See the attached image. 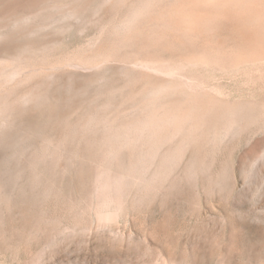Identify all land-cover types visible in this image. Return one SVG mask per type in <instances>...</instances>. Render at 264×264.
I'll use <instances>...</instances> for the list:
<instances>
[{"label": "rangeland", "instance_id": "1", "mask_svg": "<svg viewBox=\"0 0 264 264\" xmlns=\"http://www.w3.org/2000/svg\"><path fill=\"white\" fill-rule=\"evenodd\" d=\"M40 2L0 0V264H264L263 38L239 30L225 10L227 19L216 16L213 30L212 20L198 34L164 29L159 19L173 0H160L155 18L118 37L99 68L75 69L77 58L110 47V28L124 11L97 2L67 18L53 9L26 17ZM201 52L227 64L210 56L212 63L202 64L193 58ZM93 72L99 79L89 83ZM76 79L79 91L72 88ZM148 81L185 86L193 99L183 97L182 87L174 99L182 94L188 105L172 100L162 104L166 112L159 103L145 110ZM38 93L42 100L24 102ZM243 106L261 118L248 116L237 126L217 119L220 128H209L214 116ZM168 112L175 121L167 124Z\"/></svg>", "mask_w": 264, "mask_h": 264}, {"label": "bare ground", "instance_id": "2", "mask_svg": "<svg viewBox=\"0 0 264 264\" xmlns=\"http://www.w3.org/2000/svg\"><path fill=\"white\" fill-rule=\"evenodd\" d=\"M37 1V0H36ZM96 1V2H95ZM158 1H160V0H44V3H43V6L41 5L42 4V2H40L39 3V5H41L42 6V8L38 11V12H32L31 14H29L28 16H27V14H25V16L26 17H30V16H32V15H34V14H36V13H42V12H44V11H47L48 9H50V11L53 9V10H58L60 13H61V15L63 16V17H65V18H67V16H74V15H77L80 11H81V9L82 8H84V7H88V6H91V3H96L97 4V2H98V5H100V6H102V7H104L105 5H109L112 9H116L117 11H124V13L122 14V15H120L121 17L119 18V20L117 21V20H115V22H113L112 23V29L110 28V32L109 33H111L110 35V37L109 36H107V37H109V38H111V37H113V39H112V43H111V45H110V47H108V48H106V49H100L99 48V50H97L95 53H94V55H91V56H89V57H87V58H84V57H82L81 59L80 58H75L76 60H74V62H71V63H73V68H75V69H82V70H92L93 69V71H94V69L96 70V68H99V66L100 65H102V63L106 60V59H108L110 56H111V54H112V52H113V50H115L114 49V47H117L116 45H117V42H116V40H118V37H120L123 33H126V32H128V31H132V25L133 24H135V22H137V21H139V20H143L144 19V17H146V16H149V15H151L152 14V12H154L153 10L154 9H156V7L155 6H157V5H155V4H158L159 2ZM169 1V0H168ZM39 2V1H38ZM164 2H165V0H164ZM35 3V2H34ZM38 4V3H37ZM36 4V5H37ZM160 4V3H159ZM173 5H172V8L170 9V11L168 10L167 11V13L165 14H162V18H160V14H161V12H162V9H161V11H160V14H159V16H158V18H160L159 20H161L162 19V25H164V29H167L168 28V30H169V28H175V27H178V28H180V30L181 31H183L184 32V34H189V33H192V34H195V32H196V30H198L200 27H205V25L208 23H211L212 22V25L214 26L215 25V23H217L216 21H218V19L220 20V19H222V18H226L227 19V14L226 15H224V10L226 11V13L228 12V13H230V16H228V18L230 17V19H234V21L235 22H237V24H235V25H237L238 26V29L239 30H242V29H245V30H247V32L249 31L250 33H251V37H258V41L260 40V38L259 37H261V38H263L264 39V0H173V3H172ZM94 5V4H93ZM92 5V6H93ZM97 5V7H99ZM155 5V6H154ZM38 6V5H37ZM40 7V6H39ZM94 7V6H93ZM155 7V8H154ZM160 7H161V5H160ZM163 7V6H162ZM31 8H33V6L31 7ZM89 8H91V7H88V10H89ZM108 8V7H107ZM157 8H158V6H157ZM96 9V8H95ZM95 9H94V11H95ZM165 9V8H164ZM52 10V11H53ZM85 10V9H84ZM51 11V12H52ZM58 11H57V13H58ZM90 11V10H89ZM92 11V10H91ZM93 11V12H94ZM116 11V12H117ZM164 11V10H163ZM55 13H56V11H54ZM158 12V11H157ZM17 13V12H16ZM46 13V12H45ZM49 13V12H48ZM90 13V12H89ZM80 14V13H79ZM154 14V13H153ZM155 14H156V12H155ZM223 16H222V15ZM13 15V14H12ZM16 15V14H15ZM38 15V14H37ZM42 15V14H41ZM43 15H45V14H43ZM42 15V16H43ZM48 15V14H47ZM82 15H84V12H83V14ZM117 15H119V14H117ZM168 15V17H167V19H166V17L165 16H167ZM229 15V14H228ZM60 15H58V17H59ZM116 16V15H115ZM151 16H153V15H151ZM151 16H149V17H151ZM217 16V20L215 21V23H214V19H215V17ZM220 18H219V17ZM232 16V17H231ZM16 17V16H15ZM25 17V18H26ZM84 17V16H83ZM222 17V18H221ZM81 18V17H80ZM113 18H115V17H113ZM113 18H112V21H114L113 20ZM153 18H155L154 16H153ZM44 19V18H43ZM50 19V18H49ZM49 19H48V21H49ZM58 19V18H57ZM82 19V18H81ZM84 19V18H83ZM117 19V18H116ZM146 19H148V18H146ZM151 19V18H150ZM223 19V20H224ZM42 20V19H41ZM53 21H54V19H52ZM52 20H50V21H52ZM64 20H66V19H64ZM70 20V19H69ZM212 20V21H211ZM57 21V20H56ZM56 21H54V23L56 22ZM60 21V20H59ZM111 21V20H110ZM149 21V20H148ZM156 21V20H155ZM211 21V22H210ZM230 21V20H229ZM61 22H62V20H61ZM161 22V21H160ZM230 22H232V20L230 21ZM47 23V22H46ZM45 23V24H46ZM50 23V22H49ZM52 23V22H51ZM141 23H143V21L141 22ZM151 23V22H150ZM226 23V22H225ZM43 24V23H42ZM111 24V23H110ZM138 24V23H137ZM145 24V23H144ZM155 24V23H154ZM156 24H158V23H156ZM240 24V25H239ZM51 25H53V24H51ZM108 25V24H107ZM141 25V24H140ZM150 25V24H149ZM211 25V24H210ZM46 26H49L48 25V23H47V25ZM155 27H156V25H154ZM153 25H152V27H154ZM160 26V25H159ZM223 26V25H222ZM111 27V26H110ZM134 28V27H133ZM159 28V27H158ZM206 28H208V25H207V27ZM205 28V29H206ZM209 28H211V27H209ZM215 28V26L211 29V30H213ZM108 29V28H107ZM160 29V28H159ZM237 29V28H236ZM235 29V30H236ZM109 30V29H108ZM142 30H144V29H142ZM170 30H172V31H174V30H176V29H170ZM208 30V29H207ZM210 30V29H209ZM208 30V31H209ZM104 31H105V29H104ZM137 31V30H136ZM154 31H156V30H153L152 32H154ZM162 31V30H161ZM234 31V30H233ZM138 32V31H137ZM141 32V30L139 31V33ZM147 32V31H146ZM175 32V31H174ZM182 32V33H183ZM218 32V31H217ZM240 32V31H239ZM108 33V32H107ZM139 33L136 35V36H138L139 35ZM158 33V32H157ZM204 33V32H203ZM249 33V34H250ZM141 34L143 35V33L141 32ZM156 34V33H155ZM164 34V33H163ZM166 34V33H165ZM164 34V35H165ZM175 34V33H174ZM196 34H198L197 32H196ZM200 34V33H199ZM101 35H103V34H101ZM109 35V34H108ZM125 35V34H124ZM133 35V34H132ZM135 35V34H134ZM152 35V34H151ZM154 35V34H153ZM158 35V34H157ZM160 35V34H159ZM171 35V34H170ZM141 36V35H140ZM156 36V35H155ZM187 36V35H186ZM205 36V35H204ZM215 36V35H214ZM246 36V35H245ZM114 37H117V39H114ZM147 37V36H146ZM154 37V36H153ZM152 36H151V38H153ZM156 37H158V36H156ZM173 37V36H172ZM183 37V36H182ZM185 37V36H184ZM188 37V36H187ZM211 37V36H210ZM210 37H209V39H210ZM132 38H134V37H132ZM145 38V37H144ZM150 38V36L147 38V39H149ZM150 38V39H151ZM164 38V37H163ZM167 38V37H166ZM197 38H198V36H197ZM196 38V39H197ZM206 38V37H205ZM204 38V39H205ZM225 38V37H224ZM105 39V38H104ZM135 39H138V38H135ZM134 39V40H135ZM157 39V38H156ZM160 39H162V36H161V38ZM165 39V38H164ZM163 39V40H164ZM171 39V38H170ZM185 39H187V38H185ZM189 39V38H188ZM195 39V38H194ZM193 39V40H194ZM262 39V40H263ZM102 40V39H101ZM115 40V41H114ZM159 40V39H158ZM254 40H256V42H257V47L259 48L260 47V42L258 43V41H257V39L255 38ZM262 40H260L263 44H264V40L262 41ZM100 41V40H99ZM119 41V40H118ZM151 41H153V40H151ZM155 41V40H154ZM172 41V40H171ZM170 41V42H171ZM216 41H217V39H216ZM220 41H222V40H220ZM96 42V41H95ZM93 43V44H97V43ZM101 42V41H100ZM108 42V41H107ZM127 42H129V41H127ZM131 42V41H130ZM137 42V41H136ZM142 42H144V41H142ZM148 42V41H147ZM146 42V43H147ZM162 42V41H161ZM183 42V41H182ZM186 42V41H185ZM187 42H189V41H187ZM195 42H197V41H195ZM213 42H214V40H213ZM106 43V42H105ZM156 43H159V42H156ZM167 43H168V41H167ZM166 43V44H167ZM205 43V42H204ZM161 44H163V42L161 43ZM183 43H181V45H182ZM189 44V43H188ZM196 44V43H195ZM207 45H209L208 44V42L206 43ZM253 44V43H252ZM263 44H261L262 46L259 48L260 50L261 49H264V48H262V47H264V45ZM99 45V44H98ZM128 45H131V43H128ZM127 45V46H128ZM144 45V44H143ZM160 45V44H159ZM167 45H170V46H173L174 44H167ZM177 45V44H176ZM175 45V46H176ZM184 45V44H183ZM108 46H109V44H108ZM165 46V45H164ZM186 46V45H185ZM206 46V45H205ZM218 46V45H217ZM246 46H248V45H246ZM251 46V45H250ZM100 47H101V45H100ZM130 47V46H129ZM145 47H146V45H145ZM167 46H165V48H166ZM209 47V46H208ZM225 47V46H224ZM256 47V46H255ZM254 48L253 49V46L251 47V49H253V50H255L256 49V53H258L259 55L258 56H260V54H262L261 52H260V50L258 49V48ZM137 48V47H136ZM139 48V47H138ZM148 48V47H147ZM149 48H151V47H149ZM149 48H148V50H149ZM177 48V47H176ZM201 48V47H200ZM200 48H199V50H200ZM250 48V47H249ZM128 49V48H127ZM141 49H142V47H141ZM152 49V48H151ZM150 49V50H151ZM172 49V48H171ZM175 49V48H174ZM173 49V50H174ZM186 49V48H185ZM191 49V48H190ZM234 49V48H233ZM90 50V49H89ZM93 50V49H92ZM123 50H124V48H123ZM131 50V49H130ZM143 50V49H142ZM149 50V51H150ZM168 50V49H167ZM217 50V49H216ZM244 50V49H243ZM242 50V51H243ZM91 51V50H90ZM125 51H126V48H125ZM164 51V50H163ZM162 51V52H163ZM176 51V50H175ZM207 51V50H206ZM245 51V50H244ZM247 51V50H246ZM249 51H251L250 49H249ZM249 51H247L248 53H249ZM262 51V50H261ZM137 52V51H136ZM155 52H157V50L155 51ZM161 52V51H160ZM178 52V51H177ZM193 52V51H192ZM260 52V53H259ZM142 53V52H141ZM152 53V52H151ZM154 53V52H153ZM158 53V52H157ZM187 53V52H186ZM195 53V52H194ZM200 53V52H199ZM219 53L221 54V52H218L217 51V55H218V57H219ZM237 53V54H236ZM235 53V55H238V52H236ZM243 53V52H242ZM251 53V56H252V58L254 57V53L252 54V52H250ZM256 53H255V57L257 56L256 55ZM126 54H127V51H126ZM130 54V53H129ZM134 54H136V53H133V56H134ZM149 54V53H148ZM159 54V53H158ZM182 54V53H181ZM210 54V53H209ZM215 54V52L213 53V54H210L209 56H210V58H213V60H214V63H216L215 61H217V64H221L223 61V59L221 60V61H219L220 63H218V60H219V58L217 57V55L215 56L214 55ZM244 55L246 54V52H244L243 53ZM81 55V54H80ZM124 55V54H123ZM137 56H138V54H136ZM136 55H135V57H136ZM144 55H147V53L146 54H144ZM152 55V54H151ZM150 55V56H151ZM162 55V54H161ZM164 55V54H163ZM215 57H217L218 59H216V58H214V56ZM228 55V54H227ZM84 56H85V54H84ZM186 56H188V55H186ZM190 56V55H189ZM209 56H208V54L207 53H205V52H201V54H199V55H194V59H198L197 61H203L202 62V64L203 63H206L208 60H210V58H209ZM229 56V55H228ZM239 56V55H238ZM246 56V55H245ZM245 56H244V58H245ZM250 55H249V57H251ZM81 57V56H80ZM132 57V56H131ZM155 57H157V56H155V53L153 54V57H152V59L153 58H155ZM177 57V56H176ZM183 57V56H182ZM241 57V56H240ZM84 58V59H83ZM116 58V57H115ZM120 59H121V57H119ZM119 58H117L116 60H118ZM128 58V57H127ZM126 58V59H127ZM138 58H139V56H138ZM150 58V57H149ZM186 58V57H185ZM190 59H191V56L189 57ZM235 58H236V56H235ZM243 58V59H244ZM258 58H260V57H258ZM122 59H124V57L122 58ZM145 59V58H144ZM151 59V58H150ZM158 59V58H157ZM160 59V58H159ZM158 59V60H159ZM162 59V58H161ZM221 59V58H220ZM231 59V58H230ZM229 59V60H230ZM241 60H242V57L240 58ZM239 59V60H240ZM257 59V58H256ZM178 60V59H177ZM176 60V61H177ZM182 60V59H181ZM185 60H187V59H185ZM212 60V59H211ZM232 60L234 61V62H238L239 63V61H238V57H237V59H233L232 58ZM246 60H248V59H246ZM252 59L250 58V61H251ZM253 60H254V58H253ZM11 61H13V60H11ZM119 61H122V60H119ZM205 61V62H204ZM244 61V60H243ZM6 62V61H5ZM124 62H125V59H124ZM187 62H189V61H187ZM190 62H192V61H190ZM189 62V63H190ZM233 62V63H234ZM241 62V61H240ZM13 63V62H12ZM127 63V62H126ZM196 63V62H195ZM194 62H193V64H195ZM207 63H212V62H210V61H208ZM206 63V64H207ZM224 64H227V63H225V61L223 62ZM232 63V64H233ZM8 64V63H7ZM6 64V65H7ZM240 64V63H239ZM11 65V64H10ZM17 65V64H16ZM60 65V64H59ZM70 65V64H69ZM128 65V64H127ZM131 65V64H130ZM62 66V65H61ZM222 66V65H221ZM228 66V65H227ZM7 68H8V66H7ZM108 68V67H107ZM125 68V67H124ZM3 69H5L4 67L2 68V70ZM126 69V68H125ZM129 69V68H128ZM6 70V69H5ZM16 70V69H15ZM14 70V71H15ZM98 70V69H97ZM145 70V69H144ZM7 71V70H6ZM11 71V70H10ZM19 71V70H18ZM107 70H105V72H106ZM174 71V70H173ZM172 70L170 71V72H168L167 74H169V73H171V72H173ZM127 72V71H126ZM129 72V71H128ZM2 73V72H1ZM16 73V72H15ZM20 73V72H19ZM94 73V75H95V73H97V72H93ZM105 74V73H104ZM172 74V73H171ZM170 74V75H171ZM93 75V74H92ZM101 75V74H100ZM103 75V74H102ZM127 75H130V73H128ZM169 75V76H170ZM177 75V74H176ZM2 76V75H1ZM50 76H52V75H50ZM113 76V75H112ZM172 76H174V73L172 74ZM2 77H4V76H2ZM2 77H0V78H2ZM6 77V76H5ZM12 77V76H11ZM10 77V78H11ZM17 77V76H16ZM53 77V76H52ZM52 77L50 78V79H52ZM97 75H95V76H93L92 78H89V80H88V82L89 83H94L95 81L97 82L98 81V79H97ZM100 77V76H99ZM7 78V77H6ZM74 78V77H73ZM96 78V79H95ZM80 79V78H79ZM54 81V80H53ZM150 81H152V80H150ZM157 81V80H156ZM3 82H5V81H3ZM55 82V81H54ZM86 82V81H85ZM149 82V81H148ZM174 82V81H173ZM2 83V82H1ZM0 83V84H1ZM71 83V82H70ZM150 83V82H149ZM149 83H148V86H149ZM152 83V82H151ZM150 83V84H151ZM176 84H177V82H175ZM44 84V83H43ZM55 84V83H54ZM86 84H87V82H86ZM147 84V83H146ZM73 86H72V88H73V90L74 91H79L81 88H82V83L81 82H79L77 79L76 80H74V82H73V84H72ZM180 85H183V84H181L180 83ZM0 87H1V85H0ZM5 87H6V84H5ZM147 87V86H146ZM183 86H178V85H175V84H173V83H171V82H158V83H155V84H151V86L150 87H148L147 89L146 88H144L145 90H143V95H142V99H144L146 102L144 103L145 104V110H150V107L152 108H154V106L155 105H157V106H159V105H162V104H164V105H166V106H168V104L167 103H170V101H176V100H178V101H180V100H182V99H180V97H181V95L183 94V97H185V96H190V94H189V92H188V90H186L184 87V89L185 90H182V94H180V96H179V98L178 99H174V95H176V94H179V93H176L178 90H179V88H180V90L181 89H183L182 88ZM40 88V87H39ZM178 88V89H177ZM103 89V88H102ZM142 89V88H141ZM72 90V89H71ZM103 91V90H102ZM48 92V91H47ZM207 92V91H206ZM49 93H51V92H49ZM99 93V92H98ZM142 93V92H141ZM140 93V94H141ZM187 93H188V95H187ZM45 94V93H44ZM44 94H43V97H44ZM75 94V93H74ZM104 94V93H103ZM186 94V95H185ZM209 94V93H208ZM105 95V94H104ZM107 95V94H106ZM135 95V94H134ZM137 95V94H136ZM144 95H145V97H144ZM199 95V94H198ZM28 96V95H27ZM99 96V95H98ZM209 96H211V95H209ZM45 97H47V96H45ZM73 97V96H72ZM102 97H104V96H102ZM111 97V96H110ZM136 97V96H135ZM144 97V98H143ZM200 97V96H199ZM205 97V96H204ZM214 97V96H213ZM48 98V97H47ZM46 98V99H47ZM132 98V97H131ZM138 98V97H137ZM136 98V99H137ZM177 98V97H176ZM190 98H192V96H190ZM201 98H203V97H201ZM206 98V97H205ZM211 98H212V96H211ZM217 98V97H216ZM35 99H39V100H42V94L41 93H38V94H33V95H31L30 97H26L25 98V103H32ZM59 99V98H58ZM92 99V98H91ZM112 99V98H111ZM110 98H109V100H111ZM140 99V98H139ZM188 99V98H187ZM193 99V98H192ZM192 99H190V100H192ZM195 99H197V98H195ZM61 100V99H60ZM73 100V99H72ZM93 100V99H92ZM95 100H96V98H95ZM109 100H107L108 102H110ZM189 100V101H190ZM200 100V99H199ZM202 100V99H201ZM210 100V99H209ZM221 100V99H220ZM90 101V100H89ZM94 101V100H93ZM135 101V100H134ZM138 101V100H137ZM183 101V100H182ZM217 100H215L214 102H216ZM218 101H219V99H218ZM34 102H36V101H34ZM49 102V101H48ZM91 102V101H90ZM184 102V101H183ZM186 102V101H185ZM183 103V104H185V105H188V104H186V103H189V102H186V103ZM192 102H193V100H192ZM207 102V101H206ZM213 102V101H212ZM220 102V101H219ZM15 103V102H14ZM16 103H17V101H16ZM45 103H46V101H45ZM53 103V102H52ZM105 103V102H104ZM107 103V102H106ZM158 103H159V105H158ZM161 103V104H160ZM177 104L178 103H180V102H176ZM196 103V102H195ZM22 104V103H21ZM137 104V103H136ZM139 104H140V102H139ZM221 104V103H220ZM226 104V103H225ZM25 105V104H24ZM27 105V104H26ZM101 105H104V104H101ZM110 105V104H109ZM113 105V104H112ZM135 105V104H134ZM141 105H142V103H141ZM140 105V106H141ZM164 105H162L163 107H164ZM170 105H172L171 103L169 104V106ZM173 105H174V103H173ZM179 106H180V104H178ZM193 105H194V102H193ZM209 105H211V104H209ZM215 105V104H214ZM218 105V103H216V106ZM224 105V104H223ZM227 105V104H226ZM229 105H231V103L229 104ZM233 105V104H232ZM106 106V105H105ZM175 106V105H174ZM194 106H196V105H194ZM228 106V105H227ZM240 106H241V104H240ZM253 106V105H252ZM7 107V106H6ZM25 107H27V106H25ZM137 107V106H136ZM161 107V106H160ZM172 107V106H171ZM193 107V106H192ZM198 107H199V105H198ZM210 107V106H209ZM249 107H250V104H249ZM28 108V107H27ZM31 107H29V109H30ZM95 108H97V107H95ZM98 108H99V106H98ZM134 108V107H133ZM153 108H152V110L151 111H153ZM168 108V107H167ZM170 108V107H169ZM215 108V107H214ZM245 108V106H243V107H241V109L240 110H243ZM257 108H259V107H257ZM5 109V108H4ZM8 109V108H7ZM21 109V108H20ZM54 109H55V107H54ZM76 109V108H75ZM163 109H166L165 107L163 108ZM172 109V108H171ZM175 109V108H174ZM192 109H194V108H192ZM192 109H188L186 112H187V115H188V111L189 110H192ZM196 109V108H195ZM195 109H194V111H195ZM205 109H208V107H206ZM222 109V108H221ZM220 109V110H221ZM237 108L235 107L233 110H236ZM239 109V108H238ZM246 109V108H245ZM255 108H253V109H251L252 111L254 110ZM259 109H261V108H259ZM2 110V109H1ZM9 110V109H8ZM25 110H26V108H25ZM142 110V109H141ZM140 110V111H141ZM169 110V109H168ZM177 110V109H176ZM180 110V109H179ZM203 110V109H202ZM209 110H210V108H209ZM230 110H231V108H230ZM228 111L227 112V114H229V115H227V116H225V115H222V114H220V115H216V114H214V115H216V116H214L213 117V119L214 120H212V121H214V122H212V124L214 125V128H212V126L213 125H211V122L209 123L210 125H211V127H209L211 130H213V129H215V127L217 126V123H216V121H217V119L219 120V122H225V120H228V121H233V122H235V124L234 123H232L231 124V122L229 123V124H231V125H238L239 123H241V121H237V120H240V119H243V118H245V120L247 121V119H246V117L248 118V116L249 117H252L251 119H252V121H253V118H254V120L257 118L258 120L261 118V117H264V116H261L260 114H258L259 116H261V117H258L257 116V114H252L253 112L251 111V115H248V113L250 112V111H246V110H243V112H237L238 110H236V111ZM239 110V111H240ZM249 110V109H248ZM257 110V109H256ZM261 110H264L263 108L261 109ZM10 111V110H9ZM8 111V112H9ZM18 111V110H17ZM21 111L23 112V110L21 109ZM137 111V110H136ZM143 111H144V108H143ZM147 111V112H148ZM167 111V109L165 110V112ZM217 111V110H216ZM216 111H215V113H216ZM247 112V113H245V112ZM96 112H97V110H96ZM106 112V111H105ZM135 112V111H134ZM170 112V111H169ZM169 112H168V114H169ZM172 112H174V110H172ZM206 113H207V111H205ZM204 112V113H205ZM4 113V115H5V112H2V113H0V114H3ZM19 113V112H18ZM92 113H94V112H92ZM143 113V112H142ZM145 113V112H144ZM164 112H162V114H163ZM178 113V112H177ZM217 113H218V111H217ZM256 113V112H255ZM263 113V115H264V112H262ZM12 114V113H11ZM20 114H21V112H20ZM64 114V113H63ZM67 114V113H66ZM85 114V113H84ZM83 114V115H84ZM135 114V113H134ZM148 114V113H147ZM153 114V113H152ZM168 114H165L164 116H165V118H164V116L162 115V119L168 124V122H170L169 120L171 119V120H173V121H175L174 119H172V117L174 116H176L175 115V113H172V114H174V115H172L171 114V112H170V114L172 115V117L170 116V114H169V116L170 117H168ZM178 114H180V113H178ZM185 113H183V115H184ZM199 114V113H198ZM208 114H210V113H208ZM225 114V113H224ZM247 114V115H246ZM250 114V113H249ZM80 115V114H79ZM88 115H90V114H87V116ZM148 115H151V114H148ZM167 115V116H166ZM186 115V114H185ZM192 115V114H191ZM190 115V116H191ZM257 116V117H253V116ZM133 116V115H132ZM155 116V115H154ZM189 116V115H188ZM189 116V117H190ZM197 116V115H196ZM24 117V116H23ZM105 117V116H104ZM146 117H148V116H146ZM151 117V116H150ZM149 117V118H150ZM156 117V116H155ZM180 117V116H179ZM189 117H188V119H189ZM200 117V119H203V120H199V121H204V118H201V116H199ZM199 117L197 116V118L199 119ZM206 117H209V115L208 116H205V118ZM19 118V117H18ZM83 118V117H82ZM134 118V117H133ZM138 118H139V116H138ZM187 118V117H186ZM196 118V119H197ZM211 118H212V116H211ZM28 119V118H27ZM35 119V118H34ZM60 119V118H59ZM176 119V118H175ZM190 119H191V117H190ZM216 119V120H215ZM251 119L249 120L250 122H252L251 121ZM17 120H19V119H17ZM26 120V119H25ZM96 120V119H95ZM94 120V121H95ZM101 120V117H100V119H99V121ZM154 120V119H153ZM180 120V119H179ZM184 120V119H183ZM207 120V119H206ZM221 120H224V121H221ZM31 121V120H30ZM35 121V120H34ZM40 121V120H39ZM38 121V122H39ZM43 121V120H42ZM54 121V120H53ZM181 121V120H180ZM244 121V120H243ZM242 121V122H243ZM245 121V122H246ZM256 121V120H255ZM102 122H103V120H102ZM101 122V123H102ZM132 122V121H131ZM143 122V121H142ZM188 122V121H187ZM191 122V121H190ZM236 122H238V123H236ZM24 123V122H23ZM27 123V122H26ZM31 123V122H30ZM54 123H56V122H54ZM148 123V122H147ZM178 123H179V121H178ZM199 123V122H198ZM201 123V122H200ZM216 124V126H215V124ZM222 123V124H223ZM257 123V122H256ZM255 123V124H256ZM37 124V123H36ZM156 124H157V126H158V123L156 122ZM174 124V123H173ZM189 124V123H188ZM208 124V125H209ZM222 124L221 123H218V125H221L222 126ZM228 124V125H229ZM244 124V123H243ZM254 124V123H253ZM9 125H11V123L9 124ZM39 125V124H38ZM97 125V124H96ZM149 126H150V124H148ZM148 125H146V126H148ZM171 125V124H170ZM175 125V124H174ZM181 125V124H180ZM192 125V124H191ZM190 125V126H191ZM196 125V124H195ZM208 125H206L205 126V128L208 126ZM225 125H226V122H225ZM224 125V126H225ZM236 125V126H237ZM241 125V124H240ZM23 126H25V125H23ZM29 126V125H28ZM37 126V125H36ZM44 126V125H43ZM42 126V127H43ZM137 126V125H136ZM140 126V125H139ZM166 126H169V125H166ZM184 126H186V125H184ZM198 126H200V124H198ZM223 126V127H224ZM248 126V125H247ZM22 127V126H21ZM94 127V126H93ZM125 127V126H124ZM219 126H217V128H218ZM228 127H230V126H228ZM227 127V128H228ZM246 127V126H245ZM24 128V127H23ZM143 128H144V126H143ZM152 128H153V122H152ZM156 128V127H155ZM158 129H159V127H157ZM163 128V127H162ZM165 128V127H164ZM163 128V129H164ZM169 128H171V127H169ZM193 128V127H192ZM208 128V129H209ZM220 128V127H219ZM16 129H18V128H16ZM30 129V128H29ZM31 129H33V128H31ZM162 129V130H163ZM179 129V128H178ZM182 129H184L183 127H182ZM193 129H195V128H193ZM207 129V128H206ZM228 129H230V128H228ZM28 130V129H27ZM85 130V129H84ZM88 130H89V128H88ZM93 130H94V128H93ZM131 130V129H130ZM168 130V129H167ZM175 130V129H174ZM189 130H190V128H189ZM198 130V129H197ZM217 130V129H216ZM219 130V129H218ZM231 130H232V128H231ZM124 131H125V129H124ZM149 131H150V129H149ZM155 131H158V130H154V132ZM181 131V130H180ZM193 131V130H192ZM195 131H196V129H195ZM207 131V130H206ZM214 131V130H213ZM221 131V130H220ZM220 131H218V132H220ZM225 131V130H224ZM234 131V130H233ZM233 131H231V132H233ZM10 132H12V131H10ZM31 132V131H30ZM38 132V131H37ZM86 133H87V131H85ZM84 132V133H85ZM130 132V131H129ZM129 132H128V134H129ZM136 132H138V131H136ZM161 132V131H160ZM217 132V131H216ZM215 132V133H216ZM27 133V132H26ZM139 133V132H138ZM148 133V132H147ZM166 133H167V131H166ZM177 133V132H176ZM193 133V132H192ZM191 133V134H192ZM209 133H210V131H209ZM214 133V134H215ZM4 134V133H3ZM13 134V133H12ZM36 134H40L39 132L38 133H36ZM149 134V133H148ZM194 134V133H193ZM223 134H225V133H223ZM227 134V133H226ZM6 135V134H5ZM8 135V134H7ZM11 135V134H10ZM17 135H20V134H17ZM22 135V134H21ZM138 135V134H137ZM207 135H209V134H207ZM221 135V134H220ZM24 136V135H23ZM34 136V135H33ZM206 136V135H205ZM209 136H211V135H209ZM212 136H214V135H212ZM30 137H31V135H30ZM207 137V136H206ZM215 137V136H214ZM4 138H5V136H4ZM16 138V137H15ZM213 138V137H212ZM6 139V138H5ZM216 139V138H215ZM6 140H8V138L6 139ZM21 142V141H20ZM29 142V141H28ZM14 143V142H13ZM18 144V143H17ZM28 144V143H27ZM14 145V144H13ZM26 145V144H25ZM6 146V145H5ZM4 146V147H5ZM3 147V148H4ZM16 147V146H15ZM18 148V147H17ZM10 151V150H9ZM14 152V151H13ZM12 152V153H13ZM15 153V152H14ZM1 155V154H0ZM11 155V154H10ZM16 156V155H15ZM0 160H1V158H0Z\"/></svg>", "mask_w": 264, "mask_h": 264}]
</instances>
